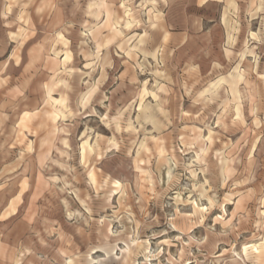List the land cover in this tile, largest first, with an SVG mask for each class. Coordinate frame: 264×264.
I'll return each instance as SVG.
<instances>
[{"label": "rangeland", "instance_id": "obj_1", "mask_svg": "<svg viewBox=\"0 0 264 264\" xmlns=\"http://www.w3.org/2000/svg\"><path fill=\"white\" fill-rule=\"evenodd\" d=\"M0 264H264V0H0Z\"/></svg>", "mask_w": 264, "mask_h": 264}]
</instances>
